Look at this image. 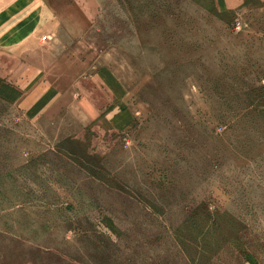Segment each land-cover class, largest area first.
Wrapping results in <instances>:
<instances>
[{
    "label": "rangeland",
    "instance_id": "rangeland-1",
    "mask_svg": "<svg viewBox=\"0 0 264 264\" xmlns=\"http://www.w3.org/2000/svg\"><path fill=\"white\" fill-rule=\"evenodd\" d=\"M0 53V264H264V0H43Z\"/></svg>",
    "mask_w": 264,
    "mask_h": 264
},
{
    "label": "crops",
    "instance_id": "crops-1",
    "mask_svg": "<svg viewBox=\"0 0 264 264\" xmlns=\"http://www.w3.org/2000/svg\"><path fill=\"white\" fill-rule=\"evenodd\" d=\"M43 0H0V53L8 54L34 43L49 26Z\"/></svg>",
    "mask_w": 264,
    "mask_h": 264
},
{
    "label": "built area",
    "instance_id": "built-area-1",
    "mask_svg": "<svg viewBox=\"0 0 264 264\" xmlns=\"http://www.w3.org/2000/svg\"><path fill=\"white\" fill-rule=\"evenodd\" d=\"M45 39V38H44Z\"/></svg>",
    "mask_w": 264,
    "mask_h": 264
}]
</instances>
